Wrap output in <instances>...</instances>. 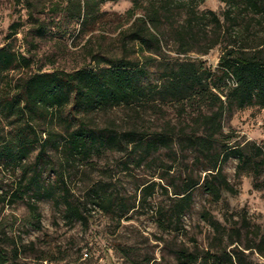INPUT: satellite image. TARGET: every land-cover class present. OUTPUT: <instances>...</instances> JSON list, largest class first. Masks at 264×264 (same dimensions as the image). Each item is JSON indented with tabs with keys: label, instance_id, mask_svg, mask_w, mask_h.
<instances>
[{
	"label": "trees",
	"instance_id": "1",
	"mask_svg": "<svg viewBox=\"0 0 264 264\" xmlns=\"http://www.w3.org/2000/svg\"><path fill=\"white\" fill-rule=\"evenodd\" d=\"M46 1L17 0L38 35L44 26L34 14L42 13L41 7L85 34L98 23L100 6L115 0H48L49 6ZM205 1L130 0L126 15L132 22L117 36L119 55L96 54L93 66L69 72H27L13 81L9 74L30 69L33 60L9 44L1 47L0 169L17 177L13 188L0 194V204L22 201L36 221L38 202L44 200L69 225L85 222L88 204L123 219L144 207L155 182L137 184L139 197L126 196L104 180L92 181L82 196L71 188L80 170L94 168V158L117 153L119 170H149L163 183L166 197L153 210L161 233L160 261L143 256L127 264H168L166 256L173 264H264V231L242 212L225 213L219 221L202 210L200 219L210 230L206 244L194 237L183 241L195 191L213 202L223 192H239L224 172L229 160L237 161V179L261 178L253 186L264 190V144L229 145L234 136L223 125L237 111L264 110V0H220L222 20L199 9ZM217 45L221 56L213 70L169 55H204ZM170 105L176 119L168 118ZM116 109L126 112L123 127L98 122ZM146 116L159 123L154 128L130 124ZM14 247L10 256L0 246V264H17L19 248ZM125 254L128 259L130 252Z\"/></svg>",
	"mask_w": 264,
	"mask_h": 264
},
{
	"label": "rangeland",
	"instance_id": "2",
	"mask_svg": "<svg viewBox=\"0 0 264 264\" xmlns=\"http://www.w3.org/2000/svg\"><path fill=\"white\" fill-rule=\"evenodd\" d=\"M52 1L61 4L65 0ZM46 4L49 6L48 0ZM131 6L130 0L103 3L100 6L98 23L85 34L79 33V27L68 23L60 14L54 15L49 7H41L39 10L42 13L34 14L44 26V33L38 35L34 31L36 25L28 17L24 3L0 0V48L9 44L14 51L33 60L30 69L16 70L9 77L15 81L27 72H69L84 66H93L92 59L96 54L119 55L117 36L132 22L126 15ZM199 9L213 11L222 20L225 4L220 0H206ZM12 26H16V31ZM254 29H257L255 33L258 34V26H254ZM262 34L259 33L261 36ZM169 55L181 60L201 61L213 70L221 56V45L215 46L204 55L195 52L185 56L170 52ZM165 110L168 118L176 119V110L172 105L166 106ZM126 116L125 111L116 109L108 115L99 116L97 120L101 124L115 122L123 127ZM153 120V117L149 119L146 116L143 121H132L130 124L154 128L159 122ZM223 125L225 133L234 136L229 145L249 148L251 144H264V110L252 107L237 111ZM245 152L248 153L247 150ZM119 157L117 153H106L94 158V168L80 170V174L72 178L71 188L76 195L82 196L84 188L92 181L104 180L114 183L117 190L126 196L139 197L137 184L155 182L157 185L154 192L147 198L142 209L135 208L118 220L88 204L84 211L85 222L69 225L50 201L38 202L39 221L29 213L24 202L5 201L0 204V246L10 256L15 250L14 246L19 248L18 257L15 256L17 264H127L128 261L139 260L143 256L154 258L158 263L162 254V243L158 241L161 233L154 223L153 210L166 200L159 186L163 183L150 176L149 170L122 172L118 167ZM236 164L237 161L231 159L224 167L228 180L239 190L236 195L223 192L220 201L213 202L201 191H195L193 209L185 217L188 235L183 238L184 242L187 243L188 238L194 237L200 244H206L210 230L200 219L202 210L209 211L219 221L223 220L225 213L242 212L251 224L264 231V190L255 189L253 186L261 178L255 179L249 175L237 179ZM16 177L10 170L0 169V194L13 188ZM125 251L130 252L128 259ZM166 260L168 264H173L172 257L166 256Z\"/></svg>",
	"mask_w": 264,
	"mask_h": 264
}]
</instances>
